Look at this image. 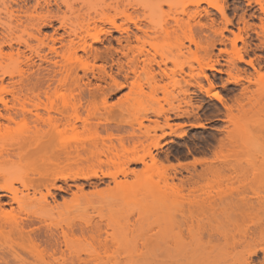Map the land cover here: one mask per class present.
<instances>
[{"label": "bare ground", "instance_id": "obj_1", "mask_svg": "<svg viewBox=\"0 0 264 264\" xmlns=\"http://www.w3.org/2000/svg\"><path fill=\"white\" fill-rule=\"evenodd\" d=\"M17 3L9 0L0 4V72L10 60L12 63L19 62L30 68L34 65L33 56L40 62L51 64V68L43 69L46 72L41 74L39 65L36 72L29 71L26 84L19 81L10 87L0 86V139L3 134L10 133L15 127L25 130L14 137L6 138L7 141L0 140L2 142L0 178L5 180L0 184V230L7 227L10 232L13 230L30 242L28 247L23 249V254L13 252L12 245L1 248L0 264H29L27 261L29 258L35 260L34 264H112L111 258L120 251L129 257L137 258L141 247L144 248V244L139 243L140 232L135 229L139 218L131 219L130 213H127L126 228H120L114 209L118 199L114 195L119 194L124 200L123 193L134 190L141 176L151 169L160 171L163 187L180 197L177 201L173 200L179 220L174 222L172 233L161 235L162 239L165 243L173 242L181 252L187 250L188 238L191 237L192 231L191 216L193 212L201 211L203 206L210 202L195 197L185 198L183 191L186 190L188 197L193 196L199 191V184L195 181L191 184L184 180H180L179 184H173L175 176H170L168 170L175 172L176 169L171 164L164 165L165 160L159 159L158 153L163 146L162 141L174 134L167 114L171 113L175 118L189 114L187 110H182V104L193 108L188 96L189 90L180 88L182 98L177 100L176 105L171 104L167 110L160 108L155 112L157 117H163L162 125L157 121H152L153 126L144 125L145 120L151 122L147 115L134 120L123 119L120 112L109 111L107 100L113 92L123 89L128 90L125 97L141 91L140 80L145 81L146 86L152 91L162 89L157 86V76L159 80L168 79L179 85V80L176 79L178 76L186 87L193 86L202 91L201 82L202 78H206L205 70H215L213 63H205L204 58L212 45L205 46L192 32L193 29L201 30L203 24L191 23L180 17L189 15L191 10L188 6L175 8L174 14L177 17L172 19V24L166 23L154 35L144 30L136 21H132V25L140 35L129 34L127 25L116 24L108 17L101 16L100 21L108 22L110 26V30L104 33L105 36L110 35L112 31L119 33L120 37L114 39L118 48L109 45L100 53L82 39L78 44L70 40L72 59L78 65L65 66L58 61H51L47 54L39 53L42 48H46L48 53H53L60 59L65 57L54 46L55 42L62 46L61 38L42 34L43 28L50 27L52 21L58 19L56 15H50L52 3L49 0H35L33 5L27 6L24 3L18 10H13L12 5ZM255 3L259 5L260 12L264 15L263 3L258 0H255ZM60 4L69 7L64 0H60ZM53 5L57 10L60 8L56 1ZM192 5L195 7L194 15H199L201 11L198 3L194 2ZM215 6L225 21L224 26L230 24V20L228 21L225 16L224 7L217 4ZM21 15L25 22H37L34 33L29 35V39L36 42L35 46H29L26 39L13 37V31L7 24L12 20L20 23ZM263 19H260L261 23ZM18 27H22V24ZM88 27L89 24L86 23L80 29ZM177 32L182 39V42L178 40L180 48L177 54L174 56L157 54L153 41L159 38L168 39L171 34L176 35ZM73 36L78 38L75 31ZM131 39L134 45H131ZM91 41L102 42L98 36H93ZM184 41L187 42L186 46ZM13 42L27 47L30 55L25 56L19 50L16 53L12 50L4 53L3 47L12 49ZM191 46L194 48L193 52ZM151 50L155 52L151 53ZM78 51L87 55L92 64H83L81 57L77 55ZM113 52L118 54L115 59ZM200 52L204 56L199 55ZM184 53L189 54L190 59L192 58L197 65L193 67L188 64L187 72L178 62L180 57H185ZM236 59L238 62H244L239 53L236 54ZM108 60L115 66V73L112 71L113 65L108 64ZM97 61L101 64L97 65ZM168 63L172 64V68L168 67ZM78 71L82 72V76L78 75ZM0 76L12 75L1 72ZM2 79L0 78V81ZM83 79H86V82ZM92 80L99 84H93ZM100 83H104L105 86L102 87ZM208 84L211 88V83ZM261 87L264 90V80ZM4 95L11 97L10 104L4 99ZM98 95L103 98V114L94 108V98ZM212 96L220 100L217 94ZM41 97L45 101H42ZM54 100H60L61 106H54ZM68 100H73V103L70 104ZM125 104L127 102H122L119 106ZM199 108L200 106L197 107ZM82 111L85 113L84 116L81 115ZM190 127L200 128L203 124H190ZM164 128H168L170 132L165 133ZM157 131L161 134L157 135ZM139 164L141 169H136ZM20 165H25L27 169L9 179L11 169ZM158 167L161 169L158 170ZM129 178L131 181L127 180ZM105 179L108 180L106 184ZM169 180L172 182L168 183ZM100 183L105 184V187L97 189V184ZM88 187L92 190L86 191ZM51 190L70 192V198H61V202H57ZM48 197L52 202L47 200ZM80 200L88 204L96 200L106 201L102 207L91 208L90 211L79 207ZM14 205L16 207H13ZM23 205H32L35 209L26 213L24 218L13 215L14 209L21 211ZM42 229V235L37 233ZM33 239L39 242L43 239L44 246L33 243ZM148 240L149 238L145 239V242ZM6 252H11L10 259L4 256ZM193 254L198 258H204L205 255L200 252ZM250 255L255 257L257 253L253 251ZM251 263L253 262L250 260L249 264ZM256 264H264V259Z\"/></svg>", "mask_w": 264, "mask_h": 264}, {"label": "rangeland", "instance_id": "obj_2", "mask_svg": "<svg viewBox=\"0 0 264 264\" xmlns=\"http://www.w3.org/2000/svg\"><path fill=\"white\" fill-rule=\"evenodd\" d=\"M2 1L9 0H0V4ZM14 1L18 3L12 5L13 10H18V7L24 3L30 6L35 2V0ZM49 1L52 3L50 15H56L58 19L52 21L50 27L43 28L42 34L60 37L62 46L59 42H55L54 46L65 57L60 59L57 55L48 53L46 48H42L39 53L47 54L48 59L58 61L65 66L76 64L69 49L70 40L78 44L82 39L100 53L104 52L109 45L118 48L114 39L120 37L119 33L112 31L110 35L105 36L104 33L110 30V26L108 22L100 21L101 16L108 17L116 24L127 25L129 34L140 35V32L135 31L132 25V21H136L144 30L154 35L166 23L172 24V19L177 17L174 14L175 8L188 6L191 10L189 15L180 17L191 23L203 24L204 27L201 30L193 29V35L205 46L212 45L206 55L207 58H204L205 63H213L215 70H205L207 79L202 78V91L193 86L186 87L178 76L176 79L179 80V85L168 79L159 80L157 76V86L162 89L152 91L146 86L145 81L140 80L141 91L125 97L128 90L123 89L113 92L107 100L109 111L120 112L123 119L134 120L147 115L151 122L145 120L144 125L153 126L152 121L162 125L163 117H157L155 112H158L160 108L167 110L171 104L176 105L177 100L182 98L180 88H187L193 108L182 104V110H187L189 113L186 115L188 117L184 115L175 118L173 114H167L174 134L162 141L163 146L158 153V158L165 160L164 165L171 164L176 169L175 172L168 170L169 173H167L170 176H175L173 182L169 180L168 183L179 184L180 180H184L191 184L194 181L199 184V191L193 196L188 197L186 190L183 191L185 198L195 197L210 202L204 205L201 211L193 212L189 244L187 250L181 252L173 242L165 243L161 236L172 233L174 222L179 220L173 200L177 201L180 197L163 187L160 171L151 169L141 176L134 190L123 193L124 200L119 194L114 195L118 199L114 209L119 227L126 228L127 213H130L131 219L139 218L135 229L140 232L138 239L140 244H144V248L141 247L137 258L129 257L120 251L113 255L111 263L249 264L250 260L253 262L251 264L262 262L264 259V90L261 83L264 80V15L260 12L255 0H64L68 8L67 5L60 4V0ZM55 1L59 3L58 10L53 5ZM258 1L264 6V0ZM194 2L198 3L201 11L199 15L193 13L195 7L192 3ZM215 4L224 7L225 16L228 21L230 20V24L224 26L225 21L215 8ZM20 19V23L13 20L7 23L13 31V37L26 39L29 46H35L36 42L29 39V35L34 33L37 22H25L22 15ZM260 19H263L262 23ZM86 23L89 24L88 29H80ZM19 24H22V27L17 28ZM73 31L77 33L78 38L73 36ZM93 36H98L102 42L92 43ZM178 40L182 42L179 32L176 35L171 34L168 39L159 38L153 41L154 50L157 54L174 56L180 48ZM131 41V45H134L133 39ZM183 43L187 45L186 41ZM122 45H124L123 41ZM11 50L13 53L19 50L25 56L30 55L27 47L14 42L12 49L3 47L4 53ZM154 50H151V53H154ZM193 51L194 48L191 46V52ZM237 53L243 57L244 62L237 61ZM77 55L81 57L83 64H92L91 59L83 52L78 51ZM117 55L113 52L114 59L118 57ZM184 55L185 57H180L178 62L187 72L188 64L193 67L197 65L192 58L190 59L189 54L184 53ZM199 55L204 56L201 52ZM156 59L159 60L158 57ZM121 60L124 61V59ZM10 61L9 63L7 61L6 65L2 64L5 67L1 72L12 76H0L3 78L0 86L10 87L19 81L26 84L29 71L36 72L39 65L41 74L51 68V64L40 62L35 56H33L34 65L30 68L19 62ZM96 64L99 65L101 62L97 61ZM108 64L113 65L110 60ZM168 67L172 68V64L168 63ZM112 71L116 72L114 65ZM78 75L82 76V72L78 71ZM83 81L86 82V79ZM209 82L212 85L211 88L208 86ZM92 83L99 84L93 80ZM100 85L105 86L104 83ZM213 94H217L220 100H216ZM3 97L9 104L11 103L9 95ZM40 99L45 101L42 97ZM102 99V96L98 95L93 102L94 108L100 114L104 113ZM68 101L70 104L73 103V100ZM122 102L127 104L120 107ZM54 106L60 107L61 101L54 100ZM199 106L200 108L197 109ZM39 112L42 113L41 110ZM81 115L84 116L85 113L82 111ZM195 123H201L203 127L191 128L190 124ZM78 130L81 131V128ZM24 131L22 128L15 127L10 133L3 134L0 140L7 141L6 138L14 137ZM164 132L169 133L170 130L164 128ZM156 134L160 135L161 132L157 131ZM153 153L156 154L155 151ZM135 168L141 169V165ZM26 169L25 165L15 166L11 169L8 178ZM160 169L158 167V170ZM127 180L131 181L130 178ZM104 181L105 184L108 182L107 179ZM4 182L5 180L0 178V184ZM105 184H97V189L104 188ZM110 185L112 186V183ZM71 190L75 189L71 188ZM85 190L90 191L92 188L88 187ZM51 193L57 202H61V198H70V192L51 190ZM136 199H138L137 202L134 201ZM47 200L52 202L50 197ZM105 201L96 200L88 204L80 200L79 207L91 211V208L102 207ZM34 209L32 205H23L21 211L15 208L13 215L24 218L26 213L33 212ZM42 232L43 229L37 233L42 235ZM147 238L149 240L146 243ZM29 243L26 237H20L13 230L10 232L7 227L0 230V249L12 245L13 252L23 254V249L28 247ZM33 243L44 246L43 239L41 242L35 239ZM253 251L257 253V256L251 257L250 254ZM198 252L204 253V258L195 257L193 253ZM1 253L0 250V258ZM4 256L10 259L11 252L4 253ZM27 261L29 264L35 263L32 258Z\"/></svg>", "mask_w": 264, "mask_h": 264}, {"label": "snow or ice", "instance_id": "obj_3", "mask_svg": "<svg viewBox=\"0 0 264 264\" xmlns=\"http://www.w3.org/2000/svg\"><path fill=\"white\" fill-rule=\"evenodd\" d=\"M217 99H219V97H217Z\"/></svg>", "mask_w": 264, "mask_h": 264}]
</instances>
